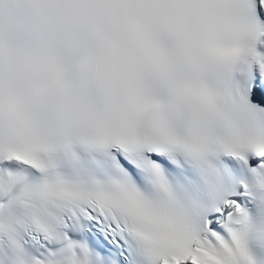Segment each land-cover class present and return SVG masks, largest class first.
Returning <instances> with one entry per match:
<instances>
[{
    "label": "snow or ice",
    "instance_id": "1",
    "mask_svg": "<svg viewBox=\"0 0 264 264\" xmlns=\"http://www.w3.org/2000/svg\"><path fill=\"white\" fill-rule=\"evenodd\" d=\"M0 264H264V0H0Z\"/></svg>",
    "mask_w": 264,
    "mask_h": 264
}]
</instances>
